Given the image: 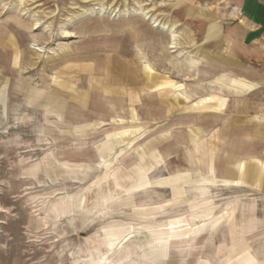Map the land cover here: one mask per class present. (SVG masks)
Listing matches in <instances>:
<instances>
[{
  "label": "rangeland",
  "instance_id": "374dc122",
  "mask_svg": "<svg viewBox=\"0 0 264 264\" xmlns=\"http://www.w3.org/2000/svg\"><path fill=\"white\" fill-rule=\"evenodd\" d=\"M237 19L224 2L0 0V264H90L98 258L102 264H148L132 232L148 214V220L167 222L154 246L143 237L144 251L156 257L152 264H223L241 249V238L254 264H264V48L239 46L229 32ZM170 29L177 35L174 47ZM112 51L131 56L140 71L149 65L153 77L181 84L179 90L151 92L148 84L107 90L90 64ZM222 74L256 88L235 96L216 85ZM70 87L91 98V110L77 120L64 122L31 100L47 97L37 92L65 95ZM221 94L228 102L219 112L211 106ZM125 130L135 131L117 161L119 180L127 188L147 165L151 187L133 191L134 207L123 194L108 209L81 208L83 190L103 170L97 147L106 135ZM196 131L201 138L193 143ZM124 146L105 150L104 159ZM235 159L255 170L248 182L193 180L206 175L210 163L218 179L226 178L228 160ZM177 174L182 180H171ZM175 182L182 187L176 198ZM72 198V212L50 210ZM231 205L233 225L244 227L234 242L225 218Z\"/></svg>",
  "mask_w": 264,
  "mask_h": 264
},
{
  "label": "crops",
  "instance_id": "0c3cea01",
  "mask_svg": "<svg viewBox=\"0 0 264 264\" xmlns=\"http://www.w3.org/2000/svg\"><path fill=\"white\" fill-rule=\"evenodd\" d=\"M179 3L183 4L186 7H193L203 4H213L217 2H224L228 3L231 6L234 7L238 14V22H235L231 25L229 32L232 35H236L239 40V46L241 48L248 47V46H259L264 48V0H178ZM131 57V56H130ZM129 55L120 53L118 51H112L109 52V56L104 58L103 62L90 64L92 67H96V69H99L101 71L102 75V81L106 80V87L109 91H120V90H141L146 84L149 85V90L151 92L153 91H163L165 89H174L179 90L175 88L177 85L172 84V80L162 78V79H156V77H153V73L149 65H142V71H140L137 67V63L134 62ZM79 73L80 71H76ZM170 83V84H166ZM233 83L236 84L237 88H234L235 96H241L246 95L247 93H250L256 88V83L253 81L242 79L237 76L233 77ZM162 84H165L167 86H164ZM176 84V83H175ZM36 90V88H35ZM55 90V89H54ZM68 90L67 93H60L62 95H59V93L51 92L47 93L46 91L43 93H38L39 96L41 95H47L44 97H40L38 99L37 96L34 98L31 97V100H36L37 102H40L41 104L45 105L46 110L48 111H54L58 113V116L62 118L64 122H69L72 120V118H77L81 116H85V114L89 113L91 110V98L89 96H83L81 92H78L76 90L71 89H64ZM37 91V90H36ZM56 91V90H55ZM158 92V93H159ZM231 93V92H230ZM216 95V94H215ZM222 95V94H221ZM61 96V97H60ZM69 96V99H68ZM218 98L220 97L217 95ZM51 99H50V98ZM204 99V97H203ZM64 100H67L65 103ZM228 100L226 97L222 95L221 99L217 101V104L211 106V108L215 111L222 112L224 110V107L227 105ZM97 103L95 106L98 107ZM105 106V103L102 102V104H99V107ZM192 107V106H191ZM190 107V110H192ZM65 109V110H63ZM137 130V129H136ZM135 130H125L117 134H113L112 136L106 135V137L109 139L107 142L99 144L97 147L99 158L101 159L102 166L106 165L108 162L116 158L119 154H124L127 150V148L130 146V144L133 142L132 139H129V135H132V132ZM193 131V130H192ZM129 132V133H128ZM190 138L193 139V143H197V141L201 138L198 131L191 133ZM125 143V146L122 147L116 155H114L113 159L106 160L104 159V151L105 150H113L115 145L117 144H123ZM122 146V145H120ZM126 149V150H125ZM125 150V151H124ZM158 155L155 154L154 160ZM160 157V156H159ZM152 159V155H151ZM162 159V157H160ZM229 167L225 171L226 178L218 179L214 173H213V165L210 163L209 165V171H207L206 175H200L197 176V178H194L193 180L198 179H204V178H215L214 180L217 181H223L226 183H239V182H248L250 179L255 176V170L252 168H248L244 164L242 160H228ZM150 167H147V165H141L139 166V173L140 171L143 172V174L137 179H135V182L128 185L127 188H125L124 184L119 180V176L121 174L119 173L120 168H117L114 172V181L116 186L119 189V195L120 197L124 194L125 196L129 192V188L137 184L138 182H141V180H144L146 176L144 174L149 171ZM152 168V167H151ZM182 174H177L175 177L171 180H182L179 178V176ZM186 175V174H184ZM181 177V176H180ZM204 177V178H203ZM162 181V182H161ZM230 181V182H229ZM157 185H161L163 183V180H160L158 182H155ZM159 183V184H158ZM138 189H143L144 186L139 187ZM83 194L81 196L80 201L82 200ZM81 206V203H80ZM158 207V206H157ZM82 208V207H81ZM160 210V208H156V215L157 212ZM148 213H152L151 211ZM159 213V212H158ZM147 214L145 213L144 216ZM148 214L146 216L147 220L149 218ZM243 241V244H241V249L246 248L250 249L246 242H244V239L241 238ZM251 252V251H250Z\"/></svg>",
  "mask_w": 264,
  "mask_h": 264
},
{
  "label": "bare ground",
  "instance_id": "6f19581e",
  "mask_svg": "<svg viewBox=\"0 0 264 264\" xmlns=\"http://www.w3.org/2000/svg\"><path fill=\"white\" fill-rule=\"evenodd\" d=\"M98 10H100V13L102 12V14L105 11L104 7H92V8H90V12L91 11L97 12ZM85 12L88 13L89 11L85 10ZM154 23H156V22L154 21ZM157 24L160 25L162 27V29L163 28L164 29L167 28V26L165 24H163V23L162 24L161 23H157ZM170 31L172 32L171 29H170ZM63 32L66 33V34L68 33L65 30ZM176 36H177L176 33L175 34L173 32L171 33V38L173 40H175V41L170 42L169 43L170 44L169 47H174L173 44L176 45V38H177ZM226 79H229V80H226ZM217 80L220 81V82H217L216 85H218L220 88L223 87V86H224V88H226L228 90H234V88H237L236 84L233 83L232 76H228L227 74H222L220 77L217 78ZM227 81H230V83L229 84H224ZM178 87H180V85H178ZM119 156H122V154H119L116 158H114L113 160L108 162L106 165H104L102 172L99 173L96 176V178L92 182H90V184L83 190V197H82V200L80 201L82 208L84 206L91 205L93 207H99V208H102V209H108V204H110V203H112V202H114L116 200H119L121 198L120 195H119V189L116 186L115 181H114V172L118 168L117 167V165H118L117 161H118ZM210 179L212 181L215 178L214 179L210 178ZM200 180H202V179H200ZM200 180L198 179L197 181H200ZM211 181H210V184H211ZM155 182H157V181H155ZM201 182L202 181H200V183ZM150 184H151V181L148 178H145L144 180H141V182H138L137 184L132 185L129 188V192L127 193V196L125 197V198H127V201L124 202V203L128 204L129 206L134 207L135 206L134 202L130 200L131 197H132L133 191L137 190L141 186H144V190L146 188H150L151 187V186H149ZM197 189L200 190L201 192H203L202 191L203 189H202L201 186L198 187ZM181 191H182V187L178 186V184L175 182V185L173 186V197L176 198L177 193L180 194ZM49 200H51V199H49ZM74 200H75V198H72V200L67 201V202L63 201V203L61 202L60 204H53L50 207V210L53 211L55 213V215H57V216H59L61 213H70L73 210H75L74 207H73L74 206ZM42 202H43V200H42ZM47 202H48V200H47ZM231 207H232V205H231ZM60 209H61V211H60ZM225 218H226V223H227V226H228V233H229V236H230V240L232 242L239 241L238 235L240 234V232L242 230H244V227L241 228L242 229L241 231H238L237 227L233 225V219H234V209H233V207L229 209V212L227 213ZM45 219H47V218H45ZM166 226H167V222L166 221H161V220H157V219H155V220H147L142 225H134V226H132V232H134V234H135L134 237H135V241H136V243H135L136 247L138 249L142 250V255L141 256H142V258H144V259L149 261L148 264H152L154 261H156V257L154 255L147 254V252L144 251L145 250V242L143 240V237L145 239L150 240L149 243L154 246L155 245V237L157 236L158 233L164 232L165 230L163 228H166ZM103 238L105 239V243H106L107 246L113 244L112 235L110 234V232H108V230L107 231L103 230ZM244 242H245V239H244ZM250 253L251 252L248 249H246V248H243L242 250H239V251H235L234 253L231 254L229 259L223 264H254L256 262V260L253 257H252L253 259L251 257H249L248 254H250ZM119 256H121V255H119ZM101 261H102V259L98 258L97 260H93V262L91 261L90 264H102ZM141 261H142V259H141ZM137 262H138V260H137ZM137 262H136V264H137ZM198 263H201V261L197 262V264ZM205 264H208V262H205Z\"/></svg>",
  "mask_w": 264,
  "mask_h": 264
}]
</instances>
